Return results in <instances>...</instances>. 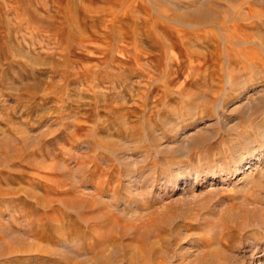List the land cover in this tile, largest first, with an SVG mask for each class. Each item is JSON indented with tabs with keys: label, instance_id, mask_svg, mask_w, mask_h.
Returning <instances> with one entry per match:
<instances>
[{
	"label": "rangeland",
	"instance_id": "obj_1",
	"mask_svg": "<svg viewBox=\"0 0 264 264\" xmlns=\"http://www.w3.org/2000/svg\"><path fill=\"white\" fill-rule=\"evenodd\" d=\"M0 264H264V0H0Z\"/></svg>",
	"mask_w": 264,
	"mask_h": 264
},
{
	"label": "bare ground",
	"instance_id": "obj_2",
	"mask_svg": "<svg viewBox=\"0 0 264 264\" xmlns=\"http://www.w3.org/2000/svg\"><path fill=\"white\" fill-rule=\"evenodd\" d=\"M263 38V37H262ZM240 173V172H239Z\"/></svg>",
	"mask_w": 264,
	"mask_h": 264
}]
</instances>
